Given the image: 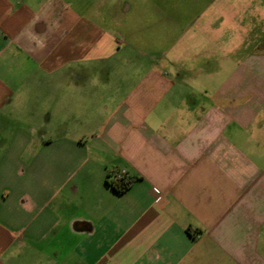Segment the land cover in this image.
<instances>
[{
	"label": "crops",
	"instance_id": "crops-1",
	"mask_svg": "<svg viewBox=\"0 0 264 264\" xmlns=\"http://www.w3.org/2000/svg\"><path fill=\"white\" fill-rule=\"evenodd\" d=\"M111 1L0 0V264H264V53L208 88ZM210 5L232 59L264 0Z\"/></svg>",
	"mask_w": 264,
	"mask_h": 264
},
{
	"label": "rangeland",
	"instance_id": "rangeland-1",
	"mask_svg": "<svg viewBox=\"0 0 264 264\" xmlns=\"http://www.w3.org/2000/svg\"><path fill=\"white\" fill-rule=\"evenodd\" d=\"M213 0H112L111 8L120 26L117 31L130 49H137L143 55L148 51H158L160 57L167 62L176 61V67H189L210 71L221 65V73L207 75L206 85L214 88L227 77V73L242 62L246 53L254 52L257 55L264 53V21L258 18L255 26L238 30L249 36V41L239 44L237 54L232 59H219L207 56L202 59L205 51L214 53V28L208 27L203 32L204 20L214 21V6L210 5L206 13L203 9ZM129 6L126 13L121 12L125 5ZM259 12V11H258ZM256 18V19H257ZM246 29V30H245ZM209 37L203 43L202 37ZM249 51V52H248ZM165 54V55H164ZM164 55V56H163ZM141 62L147 63L150 58L142 56ZM196 82L202 81V76H192Z\"/></svg>",
	"mask_w": 264,
	"mask_h": 264
},
{
	"label": "trees",
	"instance_id": "trees-1",
	"mask_svg": "<svg viewBox=\"0 0 264 264\" xmlns=\"http://www.w3.org/2000/svg\"><path fill=\"white\" fill-rule=\"evenodd\" d=\"M133 177L120 176L119 178L108 176L106 182L111 186V188L117 193H123L132 183Z\"/></svg>",
	"mask_w": 264,
	"mask_h": 264
},
{
	"label": "built area",
	"instance_id": "built-area-1",
	"mask_svg": "<svg viewBox=\"0 0 264 264\" xmlns=\"http://www.w3.org/2000/svg\"><path fill=\"white\" fill-rule=\"evenodd\" d=\"M121 176V175H120ZM120 176H116L117 178H119Z\"/></svg>",
	"mask_w": 264,
	"mask_h": 264
}]
</instances>
